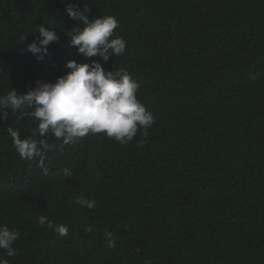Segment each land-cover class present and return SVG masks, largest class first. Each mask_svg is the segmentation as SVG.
Returning a JSON list of instances; mask_svg holds the SVG:
<instances>
[{
  "label": "trees",
  "instance_id": "1",
  "mask_svg": "<svg viewBox=\"0 0 264 264\" xmlns=\"http://www.w3.org/2000/svg\"><path fill=\"white\" fill-rule=\"evenodd\" d=\"M68 3H87L89 18L115 17L113 38L126 52L107 63L79 54L65 35L77 26ZM40 26L59 36L42 61L26 50ZM70 59L126 70L155 123L143 147L140 132L127 145L104 133L68 144L49 135L41 164L21 158L7 132L41 139L32 136L38 121L9 109L0 120V226L20 236L17 254L0 258L264 264V0H0V95L54 83ZM40 216L68 234L39 226Z\"/></svg>",
  "mask_w": 264,
  "mask_h": 264
},
{
  "label": "clouds",
  "instance_id": "2",
  "mask_svg": "<svg viewBox=\"0 0 264 264\" xmlns=\"http://www.w3.org/2000/svg\"><path fill=\"white\" fill-rule=\"evenodd\" d=\"M89 11L87 3L83 8L74 3L66 4L65 13L77 25L65 33L70 37V46L87 58L99 56L104 63L112 57L122 56L127 42L122 37L113 38L114 30L119 27L117 19L113 16L89 18ZM38 31L39 35L27 45L26 50L42 61L47 55V46L58 41L59 36L44 26H40ZM65 67L70 71L57 77L54 83L37 81L34 88L23 94L12 88L6 95H0V120L9 118L10 109L12 114L20 113L19 119L28 116L38 121L32 133L34 137H41L38 140L21 139L18 130L7 128L21 158L32 160L39 157L42 164L49 148L45 138L49 135L68 144L76 137L104 133L109 139L127 145L140 132L144 139L137 141L136 146L143 147L155 118L137 98L140 85L128 72L124 69L106 71L101 62L95 60L88 64L70 59L65 62ZM64 172L70 175L68 169ZM76 203L89 209L96 206L95 200L83 198H77ZM37 223L39 226L47 225L60 236L68 234L66 226L55 225L47 217H38ZM86 230L91 231V228ZM106 235L108 247L115 248L112 234ZM19 236L18 230L0 226V250L4 256L17 254L13 245ZM0 264H8V261L0 258Z\"/></svg>",
  "mask_w": 264,
  "mask_h": 264
}]
</instances>
